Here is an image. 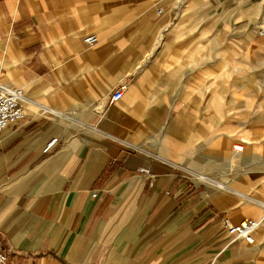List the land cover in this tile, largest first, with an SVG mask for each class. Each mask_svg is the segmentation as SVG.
<instances>
[{"label": "crops", "instance_id": "obj_1", "mask_svg": "<svg viewBox=\"0 0 264 264\" xmlns=\"http://www.w3.org/2000/svg\"><path fill=\"white\" fill-rule=\"evenodd\" d=\"M187 4L0 0V85L25 111L0 131L4 264H264V133H218L229 64ZM226 217L258 219L254 241Z\"/></svg>", "mask_w": 264, "mask_h": 264}, {"label": "rangeland", "instance_id": "obj_2", "mask_svg": "<svg viewBox=\"0 0 264 264\" xmlns=\"http://www.w3.org/2000/svg\"><path fill=\"white\" fill-rule=\"evenodd\" d=\"M261 1L264 0H203L205 29L212 22L211 16L218 28L215 38L205 33V57L209 56L208 47L214 43L220 47L221 61L227 60L229 64L225 62L226 67L221 69V77L227 79V83L221 86L216 99L218 113L224 112L222 109L237 113L234 117L216 118L214 125L218 124L220 135L239 136L261 128L264 133V116L261 115L264 112V28L255 29L258 23L264 26V14L253 18L254 8ZM195 2L188 0L185 13L196 12ZM259 30L263 33L259 34ZM231 89L239 94L228 92ZM242 103L245 104L243 111L240 110Z\"/></svg>", "mask_w": 264, "mask_h": 264}, {"label": "built area", "instance_id": "obj_3", "mask_svg": "<svg viewBox=\"0 0 264 264\" xmlns=\"http://www.w3.org/2000/svg\"><path fill=\"white\" fill-rule=\"evenodd\" d=\"M262 33L263 31L259 30V34ZM84 40L87 43H94L97 41V36L90 34L86 36ZM122 94V87H120L113 92L111 100H118L121 98ZM23 98L24 94L20 87L0 85V131H2L10 122L20 121L25 117V111L22 105ZM54 141V138L51 139L47 143L46 149L49 148ZM137 170L146 175L148 179L153 177L150 168L146 166H141ZM223 222L225 230L230 237L233 239L244 240L248 243L254 241V231L260 224V221L255 218H246L240 222L234 223L226 217ZM6 258V253L3 252L0 247V264H4Z\"/></svg>", "mask_w": 264, "mask_h": 264}, {"label": "bare ground", "instance_id": "obj_4", "mask_svg": "<svg viewBox=\"0 0 264 264\" xmlns=\"http://www.w3.org/2000/svg\"><path fill=\"white\" fill-rule=\"evenodd\" d=\"M240 148H241V145H238V147H235V146H234V149H235V150H240Z\"/></svg>", "mask_w": 264, "mask_h": 264}]
</instances>
